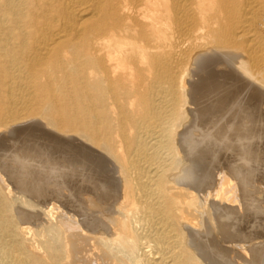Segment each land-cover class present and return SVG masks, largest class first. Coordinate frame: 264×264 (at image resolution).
<instances>
[{
    "label": "bare ground",
    "instance_id": "6f19581e",
    "mask_svg": "<svg viewBox=\"0 0 264 264\" xmlns=\"http://www.w3.org/2000/svg\"><path fill=\"white\" fill-rule=\"evenodd\" d=\"M262 98L264 0H0V264H264L208 169Z\"/></svg>",
    "mask_w": 264,
    "mask_h": 264
},
{
    "label": "rangeland",
    "instance_id": "374dc122",
    "mask_svg": "<svg viewBox=\"0 0 264 264\" xmlns=\"http://www.w3.org/2000/svg\"><path fill=\"white\" fill-rule=\"evenodd\" d=\"M239 86L240 85H227L224 88H222V91L224 90L223 94H226L228 98L230 97L229 98L230 103H228L229 105L227 104L224 108L225 115L223 113L224 116H219L217 120L215 119V122L209 119L210 122L207 121L208 123L206 122L207 124L205 123V126L203 128H198L197 130L199 134H201L200 139L202 138L203 135L206 134L205 136V140H206L208 134H212L217 128H219L222 124L228 121H229L228 123L229 126L232 127L234 125V123L236 122L234 118L238 116V113L236 114L237 112L236 109H238V102H240L242 95H245L244 93H246L247 91L248 93L251 92V90H248L249 89L248 87L241 89ZM233 92H235V94ZM257 102L259 103L258 105L259 109L256 111L257 117H254L255 119L252 118V124L247 126L246 128L247 132L246 131L244 132V134L246 135V141L249 144L247 145V143H245L246 144L245 145L243 143L245 146L244 149L245 148L246 149L243 151L242 148L237 147L239 145H237L236 143H234L235 146L232 145L228 151L227 149L223 150V148H220L218 150L220 152L219 157L220 158L223 157L224 159L221 158V161H219V159L218 160L216 159L217 162L214 160L212 162V166L210 165L209 167L208 165L210 164L209 162L211 161V158H208L206 156L202 161L203 163L200 164V168H202L203 170H205L206 167H209L208 168L209 170L213 169V172H215L214 173L215 176L217 172L219 173V171L221 170L226 171L227 170L226 168L233 169V168H237V166L242 169L245 168L244 171L246 170L245 171L246 173L244 176L248 178L249 181V182L247 181L248 189L246 190H248V192L250 191L249 197L251 199L250 201L251 206H248L247 214L244 217V221L248 225V226L246 225L247 228H245L246 234H249L247 243H253L255 241L254 242L255 244L261 246L264 244V99L263 98L258 99ZM233 110L235 111L233 112ZM208 125L210 126L214 125V126L210 129ZM220 162L223 163L220 164ZM213 165L216 167V169ZM244 176H241L240 178ZM253 203L254 205H252ZM253 229L255 230L253 231ZM251 230L253 233H251ZM259 243L261 244L259 245Z\"/></svg>",
    "mask_w": 264,
    "mask_h": 264
}]
</instances>
